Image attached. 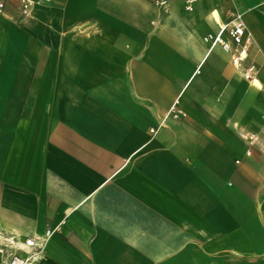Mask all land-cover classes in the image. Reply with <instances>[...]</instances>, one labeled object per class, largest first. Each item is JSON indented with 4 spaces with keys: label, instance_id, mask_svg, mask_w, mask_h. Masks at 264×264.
<instances>
[{
    "label": "crops",
    "instance_id": "1",
    "mask_svg": "<svg viewBox=\"0 0 264 264\" xmlns=\"http://www.w3.org/2000/svg\"><path fill=\"white\" fill-rule=\"evenodd\" d=\"M3 1L0 264H264V0Z\"/></svg>",
    "mask_w": 264,
    "mask_h": 264
},
{
    "label": "built area",
    "instance_id": "2",
    "mask_svg": "<svg viewBox=\"0 0 264 264\" xmlns=\"http://www.w3.org/2000/svg\"><path fill=\"white\" fill-rule=\"evenodd\" d=\"M179 1L184 3L186 11H192L197 0ZM164 2V0L155 1L157 5H163ZM28 3V1H23L24 9L27 7ZM3 8L4 1L0 0V12ZM223 33L227 34V40L223 38ZM204 41L209 42L211 46L219 45L224 52L230 55L232 65L237 69H241L242 78L248 82L254 81V76L256 74L255 66L253 64H249L246 67H243V63L248 55L249 38L246 35V27L240 13H233L228 24H224L217 34L206 36ZM177 114L178 112L175 109V104H173L168 112V115L177 117ZM240 138L244 140L247 145L246 153L250 154L251 148L257 140L256 134L241 133ZM51 232L52 231L50 229H47L42 235L26 239L22 246L16 247L17 250L24 252V256L19 257L17 255H12L7 261H2L1 264H38L43 256V246L49 238ZM8 241L10 244L14 243L12 238H8ZM1 252L2 250L0 248V253Z\"/></svg>",
    "mask_w": 264,
    "mask_h": 264
}]
</instances>
